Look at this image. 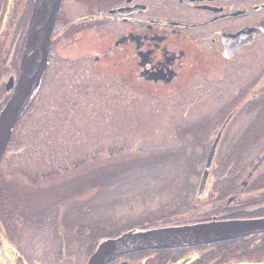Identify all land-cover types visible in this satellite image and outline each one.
<instances>
[{
    "label": "flooded vegetation",
    "instance_id": "af4514ba",
    "mask_svg": "<svg viewBox=\"0 0 264 264\" xmlns=\"http://www.w3.org/2000/svg\"><path fill=\"white\" fill-rule=\"evenodd\" d=\"M68 1L62 0L48 65L38 90L25 109L26 117L38 107H43L45 112L49 107L70 114L87 107L92 109L96 99L106 114L103 118L108 123L106 130L111 134V115L120 112L122 118L125 116L131 102L128 97H137L134 110H140V97L189 96L196 79L201 80L200 77L208 72L223 69L225 63L238 57L264 60V0H167L166 11L169 13L162 18L160 0H75L76 9ZM34 2L0 0V114L19 80ZM244 29H254L250 32L252 41L227 58L226 42L230 41L225 39ZM245 92L255 114L247 132L253 136L249 143H263L264 63ZM230 123L227 120L222 123V137ZM25 125L19 120L0 163V264H49L46 251H39L38 258L30 250L28 236L24 238L26 232L30 235L32 223L39 224L47 216L46 197H42L47 187L42 184L44 179L39 180V177L48 176L41 172L37 178L24 170L3 169V163L12 154L11 147L19 143ZM46 125L47 116H43L41 126L45 128ZM192 128L185 129L190 131ZM48 132L45 130L42 134L47 138ZM196 138L203 141L202 137ZM263 156L264 153L242 180L233 181L232 189L224 192L222 200L217 197L221 187L218 182L228 177H217L220 170L213 169V161L202 192L205 166L198 185L190 183V175L188 182L186 180L179 189L182 195L189 189V192L194 190L192 210H173L159 218L147 219L140 226L116 232L107 239L118 238L129 231L264 218V169L261 168L264 162L255 169ZM257 177L263 181V186H256L254 194H246L243 189L250 187ZM31 196L41 197L43 203L33 218L32 208L37 207V199L32 203ZM180 203L171 205L179 208ZM73 206L71 203L70 207ZM209 209L218 213L210 216ZM108 264H264V233L193 246L146 248L124 253Z\"/></svg>",
    "mask_w": 264,
    "mask_h": 264
},
{
    "label": "rangeland",
    "instance_id": "374dc122",
    "mask_svg": "<svg viewBox=\"0 0 264 264\" xmlns=\"http://www.w3.org/2000/svg\"><path fill=\"white\" fill-rule=\"evenodd\" d=\"M166 1L160 0L161 18L169 13ZM68 2L76 9L75 0ZM263 63V59L238 57L225 63L223 69L196 79L189 96L140 97V110H134L137 97H128L132 103L125 116L122 118L120 112L111 115V134L106 130V114L96 99L94 108L72 114L49 107L46 112L43 107L31 110L27 117L25 113L20 141L11 147L13 157H7L3 169L24 170L37 178L41 172L47 174L46 178L39 177L47 190L65 184L61 192L43 194L47 216L39 224L32 223L30 235H24L28 236L30 250L38 258L39 251H46L49 264H86L98 237L90 240L87 232L82 233L87 237L81 235L79 230L87 228L88 223L83 222L88 218L106 221L121 232L176 209L192 210L194 190L182 195L179 189L190 175V183L199 184L214 138L227 120L231 123L225 127L213 164V169L220 170L217 177H228L218 182L220 192L214 190L222 200L233 181L242 180L264 153V142L249 143L253 136L247 132L255 114L245 92ZM43 116H47L45 128L41 126ZM186 124L193 128L188 131ZM45 130L50 133L47 138L42 134ZM254 180L243 189L246 194H254L256 186H263L259 177ZM35 199L38 202L32 208V218L43 204L41 197H30L32 203ZM177 201L181 202L179 208L171 205ZM217 213L209 209V215ZM65 257L68 259L63 260Z\"/></svg>",
    "mask_w": 264,
    "mask_h": 264
},
{
    "label": "water",
    "instance_id": "95a60500",
    "mask_svg": "<svg viewBox=\"0 0 264 264\" xmlns=\"http://www.w3.org/2000/svg\"><path fill=\"white\" fill-rule=\"evenodd\" d=\"M62 0H35L30 18L27 40L22 58L19 80L8 105L0 114V163L11 135L22 117L28 103L40 86L47 68L51 36L55 27ZM254 29H244L228 37L225 56L252 41ZM248 39V40H247ZM232 43V44H231ZM231 44V45H230ZM222 133L220 132L210 149L201 182V192L211 169ZM264 156L255 165L259 168ZM255 233H264V218L211 221L191 225L157 228L148 231H129L118 238L103 241L87 264H108L120 255L146 249L193 246L238 238Z\"/></svg>",
    "mask_w": 264,
    "mask_h": 264
},
{
    "label": "trees",
    "instance_id": "16d2710c",
    "mask_svg": "<svg viewBox=\"0 0 264 264\" xmlns=\"http://www.w3.org/2000/svg\"><path fill=\"white\" fill-rule=\"evenodd\" d=\"M64 186H65V184H60V185H56V188H53V189H48L47 190V192L49 193V192H52V193H57V192H61V189L63 188L64 189ZM78 197V196H77ZM70 217H71V215H70ZM94 220V219H93ZM83 223H88V226H87V228L86 227H84L82 230H79L80 231V233H81V235H84V236H86L87 237V235H85V234H82V233H84V232H87V234H88V237L90 238V240H92L91 239V237H93L94 239H95V235H98V237L96 238V240H95V244H96V246H97V244L99 243V240H101V238H103V237H105L104 239H107L108 237H111V236H114V234L116 233V232H118V229H117V231H115V229L116 228H114V226H113V224H108L107 225V223H106V221H99L98 222V220H94V222L92 221V219L91 218H88V220H86L85 222H83ZM82 223V224H83ZM92 223H94V228L92 229ZM79 229V228H78ZM78 229H76V231L78 232ZM109 229H112L111 231L109 230ZM78 234H79V232H78ZM80 235V234H79ZM101 236V237H100ZM100 237V238H99ZM94 249H95V247H94ZM94 249H93V251H94ZM92 251V252H93Z\"/></svg>",
    "mask_w": 264,
    "mask_h": 264
}]
</instances>
